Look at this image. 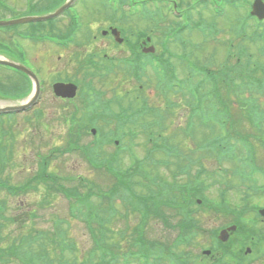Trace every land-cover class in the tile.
<instances>
[{"label":"rangeland","instance_id":"1","mask_svg":"<svg viewBox=\"0 0 264 264\" xmlns=\"http://www.w3.org/2000/svg\"><path fill=\"white\" fill-rule=\"evenodd\" d=\"M43 1L44 0H33L34 4L38 3L42 6V8H45V4L47 5V2ZM134 1L136 3L133 5H131L128 1L127 5L123 6L122 9L134 10V13L135 15H138V18H140L142 10L155 11V9H159V11H162V14L166 17V19H163L166 23L165 26H175L180 23V19L175 20V17L173 16L174 14L172 13V15L170 13V10H173V2L175 1V3H177L178 10L181 11V14L185 13L193 18L197 17V22L202 21L209 27L211 25L216 27V32L209 28L208 31L205 30L204 33L211 35L210 39L212 37L215 38V42H218L223 46H218L213 40L209 39V41L206 40L204 44L201 32L198 28L192 27L193 31L190 33L187 32L188 29L182 32V38H185L192 43H197V52L194 53L193 57L195 64L199 66L207 65L213 70L218 69L221 71L227 66L230 68L235 67L238 64L234 62L236 61V56L239 52H242L244 53V59L249 62V65L255 64L254 68H257V80L254 79L256 77L255 73L252 77L247 76L246 82L250 84L252 88L255 87L257 85V81L261 79V73L258 71V68L261 66L264 67V54H262L264 45L261 40H255L253 37L251 39V35H253L255 27L257 26L256 19L250 18L251 16L249 15L252 0H244L242 3L240 0L234 7L231 6L230 1H225L223 10H218L217 13L219 14L217 15L214 14L215 12L212 10L211 6L213 5L214 7H217L216 3H220L221 0H157L146 3H144L143 0ZM77 8L78 10H70V12L65 15L70 17L71 13L76 11L79 13V16H82H80V22L82 21L85 25V27H82V31L85 32V35L78 36V38H85V36L89 33L88 35H92V37L94 36L96 38V40L91 39L92 42L89 43L93 46V49L96 48L97 50H102L109 56L118 58L128 55V50L122 51L118 48L113 51L108 50L109 48L107 47H110L111 45L110 41L108 42L107 40L101 39V31L107 30L108 26H114L110 22L104 21L105 18L103 12L111 10V5H107L102 0H81L77 5ZM167 12L174 19H171ZM29 13H31V10H28V3L26 0H0V21L14 20ZM138 18L133 17L132 20L134 21ZM243 18L247 19V22H245ZM184 21V19L181 20V22ZM238 21L245 23L246 37L244 39H235L233 41L235 47H230L229 42L235 38L234 29H238ZM69 22L70 21L68 19L62 17L57 20L56 26H65L68 25ZM130 22L131 21H129L127 25H131ZM52 24L53 23H49L48 25L51 26ZM134 25L139 28V31L146 28L144 23H133L131 27ZM39 27L40 26L35 23L24 26L28 32L37 30ZM136 27L134 28L137 29ZM6 37L7 35L3 36L0 34V40L3 38L7 41V39H5ZM150 37L152 40L154 39L151 35ZM152 40L148 45L153 44ZM200 43L204 44L205 48L202 50L203 53L199 55ZM48 46L50 47V45L41 43L35 45L32 44L31 41L23 42L22 44V47L26 52L27 60L33 61L37 68L42 69V73L44 74L43 79H46V81L44 80L45 86L39 103L40 105L36 109L43 115V119L40 121V125H37V118L32 113V115H28L31 122L27 119H23V115L20 113L0 118V152L3 151L6 153V158H2V162H0V174L4 177V182L14 186L24 185L30 179L37 176L38 172L41 170L39 163L45 157L47 162L44 172L47 173V175L53 174L61 180L69 177H73L74 180L84 179L89 182L90 186H96L103 194L111 188L113 182L112 177H108L105 172L96 171V169L89 162L88 155H85L82 151L83 146L90 145L91 147L97 136H92L90 134V129L85 130L86 127L77 131L75 127L69 126V122H66L72 113L78 114V109L76 108L79 107L78 101L74 100V102H69V105H61L58 100L52 97L50 92V84L53 82V78L60 77L63 80L71 79L73 82L74 80L79 79L80 76L77 74L79 71L77 63L83 59V54L79 51L78 47L73 45L67 49L59 48V50H57L56 47H50L51 49H49ZM9 47L10 50L5 48L2 50V54L4 52L16 51L18 46L13 44L9 45ZM174 48L178 49L177 47ZM77 52H79V55L76 56ZM205 54L209 56H206ZM8 57L14 59L13 56ZM57 57H60L58 61ZM174 64H176V62ZM182 65L183 64L179 63L178 68L180 69L175 70L179 78L186 77V74L189 73V70L182 67ZM188 66L191 70H195V67L191 64H188ZM0 68L3 69L0 71V81L7 84L8 87L11 86L14 78L12 77V73L14 75L17 74L6 67L0 66ZM46 70L49 73H51L52 70V75L47 74ZM251 72H253V69H250V73ZM53 74L54 77H52ZM146 75L147 77L142 79V82L144 83L142 84L145 87L142 89L143 92H138L139 85L134 79L125 77V75L121 72L117 73L116 77H109L106 81L101 82L97 85V88L106 93V99H111L112 96L123 99L127 98V95H139L140 97L144 96L143 98H145L150 105L158 103L160 105L163 101L159 97L157 99L155 94L158 91L155 87L151 68H147ZM149 79L151 80L150 83ZM236 84L239 85V82ZM23 88L24 87L22 85H18L16 87V89ZM247 90L248 89H244L242 92ZM255 95L257 96L256 92ZM221 97L225 99L224 90H221ZM250 97L251 95L249 94L244 95L243 101L249 102ZM206 98L207 97H204L203 101H205ZM228 99L230 101L233 100L230 99L229 96ZM167 100L174 101L177 105V109H175L176 111L174 112L170 110L166 111L168 110L166 108L164 109L165 111L162 109L163 121L160 122V127L155 126L152 131L157 134L158 129L161 128L163 130V134L173 140L170 146L176 149L177 153L181 156V160L184 159L185 164H187L185 159L196 161L202 156V153L197 152L195 149L197 145L203 141L202 138L208 137L209 134L207 131L202 132V126L196 127V129L195 126L193 127L192 133L195 135L193 139L191 136L183 137L181 133L182 127H185L186 125V118L188 117L190 110L191 94H183L179 92L177 93V96H169ZM259 101L264 103V97H261ZM5 104L6 100L0 97V107H3ZM232 105L234 106V103H232ZM236 107L237 106L235 104V106L231 108L236 110L238 109ZM234 110H228V118H237L238 113ZM211 117L212 116L210 115L203 114L201 115L200 120L208 122ZM244 121L245 119L240 121V123L244 124L245 127L241 128L240 126L242 124L240 125L239 123L235 127L236 132L241 134L249 133L250 128L247 122ZM115 129L116 127L113 125H111V127L107 126L104 132L110 133V131H112L113 133L110 134H114ZM129 129L135 134L131 142L126 136L121 139V145L118 143L117 146H114L112 142L105 146V148H101L104 144H98L101 148L100 158L102 160H107L110 158V155H116L118 156L117 164L119 169L126 170L131 166V159L134 157L133 159H135L136 162H142V170L146 172L150 178H156L159 183L163 182L166 184V190H164L165 200H169L172 195L179 197V188L181 186L193 184L192 182L196 174V166L194 165L192 169H189L187 174L182 176H178L180 174H177V176L174 177L172 175L173 168L176 173L178 169L176 165H178L180 160L170 158V167L168 169L166 167H161L157 163L158 160H168L163 156L159 157L160 155H156L155 158L157 159H154V161L156 160L155 162L159 167L155 166V164L147 161L146 159L148 151L151 149V144L147 141L148 131L145 132L140 127L136 128L134 126H130ZM215 129L217 128L215 127ZM68 131H75L74 133L77 131V134H74L72 140L77 142V146L80 147V150H73V148H69V143L72 140L69 138ZM123 132L125 134L127 129ZM128 146H131L130 151L133 153L130 157L128 156V153H132H127L129 150L127 148ZM254 151L257 166L264 167V146L261 142H255ZM234 155L239 158H244L246 156V151L237 146L234 150ZM200 161L203 163L204 167L208 169V171L210 170L212 173L214 172L212 177L202 176L201 178V180L204 181V185L206 184L208 186V190L205 192L206 197L209 200L219 198L222 188L225 184H227V196H225L227 202L230 206H240V204H242L241 200L244 196L245 190H241L240 183H242V181L238 180L237 177H234L236 168L233 167V164H230V162H227L226 160L222 162L219 165V168L223 173V175H221L216 171L218 166L216 165V161L214 159L207 161V158L203 157L200 158ZM9 168H11L12 171ZM226 175L227 177H225ZM253 178L256 180L259 179L257 184L263 182L257 174H255ZM133 181L135 185L142 187L139 186V184L140 181L142 182L144 180H142L141 177L136 176ZM150 187L153 186L151 185ZM153 188L156 190L155 187ZM237 188H239V190ZM141 192H143V189L139 188L137 193ZM113 203L118 210V214L113 217L111 223L108 225V228L113 231V234L110 233L108 235L109 241L111 244L120 246V250H128L132 239H134L133 237L136 235L134 234V229L135 227L140 226V219L133 214L126 215L125 211L127 209L117 199H115ZM257 203L264 204V196L258 195L257 198H252L248 202L247 207L253 209L254 205H257ZM191 209L194 212L192 217L199 221L200 226H203L206 232H199L191 236L188 245L178 244V246H176V218L173 217V213L171 211L173 209L165 206L162 208V211L165 212V215H162V218H166L167 221L158 217L149 218L147 221L145 220V225L141 229L142 237L145 236L150 241L159 239L161 244L164 246H170L173 252L177 254L181 252H189L190 257L187 260L189 264H193L195 262V254L199 256L202 249H208V246L211 243V233L213 231L218 233L219 230L232 219L229 220L230 218H227L223 214V211L218 212L212 208H205L202 204L193 205ZM250 216L257 218V215H252V212ZM57 218L64 220L63 223L61 222L58 230L65 233V237L69 239L70 242H74L76 244L78 250H76L75 253H77V256H79L80 253L82 256L87 249L93 246L92 240L86 231L88 230L87 225H85L81 218L71 220L69 202L65 199V196L58 191V189L50 186L45 187L43 185H39L36 180H32L30 188L27 191H21L20 194H17L15 197L8 196L6 192H0V258L5 259V262H0L2 264H19L17 260L7 257L8 251L12 247V243L29 233L34 234L36 231L50 232L53 228L52 221H56ZM66 221H71L69 226H67ZM121 230L125 232V238L122 241L118 240L117 234V232H120ZM117 240L119 243H117ZM173 246L176 248L173 249ZM247 247L252 253L255 245H248ZM251 253L250 256H247L245 262L264 264V258L259 261L257 260V254ZM73 257L74 256H68L66 259L71 261V258ZM201 259L203 262H208L210 260L205 256Z\"/></svg>","mask_w":264,"mask_h":264},{"label":"trees","instance_id":"2","mask_svg":"<svg viewBox=\"0 0 264 264\" xmlns=\"http://www.w3.org/2000/svg\"><path fill=\"white\" fill-rule=\"evenodd\" d=\"M63 1L64 0H44L43 2H47L45 8L48 7L50 10H53L61 5ZM102 1L105 3H117L119 5L117 8L111 9V21L117 23L118 27H123L121 28L122 32L124 34L127 33L128 37H134L136 41L147 36V34H150L156 41H159L157 44H160L165 38L179 39L181 33L187 27V24L183 25L178 23L175 26L171 25L166 28L161 24L166 17L161 11H159V9H155V11L142 10L140 18L133 21L135 24L144 23L146 25V28L139 31V28H137L136 25L132 26L133 28L131 27L132 19L135 15L128 10L122 9L123 6L127 5L128 1L131 2L132 0ZM239 1L240 0H234L233 3ZM29 7L31 10L45 9L38 3H32V0L30 1ZM116 12H118V14L115 17ZM129 21H131V25H127ZM130 32L135 33V35ZM260 32L261 34H259ZM70 38L71 43L77 42V38L73 39L72 35H70ZM85 38L89 39L88 36ZM257 38L264 40V23L257 29ZM1 86L0 83V95H3L1 93ZM87 103L90 106V103ZM240 111L237 122L231 124L228 121H223L220 123L221 128L217 135H214L210 140L202 141L197 145L198 147H196V150L202 153L200 158L207 156H211V158L213 157L218 166L216 171L219 173H221L219 165L225 160L230 162V164L241 160L242 165L246 166L248 169H257L254 144L257 142V134H261L260 139L264 141V125L262 126L264 119L263 117L257 116V108L254 106V103L250 110L241 107ZM102 117L109 118V112L104 111ZM244 119L250 128V131L247 134H241L235 131V127ZM76 122L77 119L71 117L69 126L75 127L78 131L80 126ZM241 124L242 123H240V125ZM240 127L244 128L245 126L242 124ZM77 131L76 133H74L75 131H68L71 140L74 134H77ZM119 135L121 134L118 133V136ZM185 135L187 136L188 134ZM110 140L108 142L112 143L113 140ZM119 144L121 145V142ZM237 146L246 151L245 158L237 159L234 156V150ZM69 148L80 150V147L77 146V142L73 140L69 143ZM167 148L168 150H166V153L171 154V148ZM100 150L101 148L99 146H95L92 149L87 146L82 147L83 153L88 155V160L96 171L105 172L108 177H112L113 182L111 188L103 194L96 186H90L89 182L84 179L74 180L73 177H69L61 180L53 174L47 175V173L43 171L45 170V161H43L41 170L36 177V181L39 185L54 187L65 196V199L69 202L70 218L73 220L81 218L84 221L85 225L88 227L93 246L87 249L82 256L81 253L77 256V253H75L77 250L76 244L70 242L69 239L65 237V233L58 230L62 220L57 219L56 221H52L53 228L50 232L36 231L34 234L29 233L19 239L18 243L13 244L9 249L7 257L17 259L21 264H164V259H167L170 264L188 263L187 259L190 257L189 252H181L177 254L173 252L170 246H164L161 244L159 239L150 241L145 236L142 237L141 229L145 225V220L147 221V219L155 217L162 218V215H165V212L162 211L163 206L173 209L171 211L173 217L176 218V246H178V244L188 245L191 236L199 232H206L205 228L200 226L199 221L192 217L194 212L191 207L197 205L196 200L199 199L205 208H212L218 212L223 211L224 214L228 209L226 199L223 195L225 190L221 191V194L217 199L209 200L206 197V188H204V181H202L201 178L207 173V170L204 169L205 167L202 164H200V158H198L194 162L199 169L193 179V184L181 186L179 188V197L172 195L169 200H165L162 196V189L155 186L157 179H149V175L142 170V162H136V164L126 170H120L117 164L118 158L116 155H110V158L107 160H102L100 158ZM152 159L154 160V158ZM174 159L178 160L179 158ZM179 160L180 162L176 165L179 171L178 173L182 175L187 174V170L191 168V161L193 160L185 159L187 164H185L184 159ZM169 162V160L162 162L157 161L158 165H164L163 167L168 169L170 167ZM153 164L159 167L156 162H153ZM173 174H175L174 171ZM136 176L141 177L142 180L145 181H140L139 186L142 187L135 185L133 180H135ZM29 184L30 182L28 185ZM151 185H154L156 190L153 188L154 186L150 187ZM3 188H6L7 190L10 189L13 193H20L22 190V187L10 186L8 183L0 180V192ZM139 188L143 189V192H141L142 194L137 193ZM253 189L255 188L253 187L252 190ZM244 196L247 197L248 194L245 193ZM115 199L121 202L127 209L125 211L126 215L133 214L140 219V226L135 227L134 234L136 235L133 237L134 239H132L128 250H120V246L111 244L109 241L108 235L110 233L113 234V231L108 228V225L111 223L113 217L118 214V210L113 203ZM243 200L245 199L243 198ZM234 216H236L235 221H237V214H234ZM162 219L167 221L166 218ZM241 229L247 230L245 227H241ZM249 230H251V234H257L255 229L249 228ZM117 234L118 240L122 241L125 238L124 231L121 230L120 232H117ZM215 234L216 231L211 233V238H213V240L215 239ZM118 240L117 243H119ZM175 248L176 247L173 246V249ZM68 256L74 257L71 258L72 260L70 261L69 259H66Z\"/></svg>","mask_w":264,"mask_h":264},{"label":"flooded vegetation","instance_id":"3","mask_svg":"<svg viewBox=\"0 0 264 264\" xmlns=\"http://www.w3.org/2000/svg\"><path fill=\"white\" fill-rule=\"evenodd\" d=\"M51 58H52V56H51ZM57 58H58L57 59V61H58L60 57H57ZM29 67H31L33 69V72L34 73H37L38 74L37 69L35 68V66L32 67V65H31ZM51 73H53L52 70H51ZM18 75H20V77H23L21 74H18ZM53 76H54V74H53ZM39 80H40V90H41L39 98L41 100L42 93L44 91V86H45L46 79L41 78ZM52 80H53V82L50 85V92H51V94H52V86L56 82V81H54V79H52ZM57 82H62V81L58 80ZM63 83H65V82H63ZM160 88L163 89L162 92H159L160 99L163 102L160 105L158 103V104H152L151 106L154 109H160V110L163 109L164 110L165 109L164 95L166 94V92L168 91V94L170 96H172V97L174 96L175 97V96H177V93H179V92L181 93V91H180V89H177L176 87H174L171 84H169V82L163 83L160 86ZM158 97H159V95H158ZM158 97H157V99H158ZM76 98H77V96L73 100H75ZM56 99H58L61 102H63V101L66 102L67 101V99L66 100H62L61 98L60 99L59 98H56ZM22 100L23 99H20L18 101L21 102ZM130 100L131 101L127 104V111L129 113V115L131 114L133 116V118L130 119L132 122L134 120H138V117H143L145 115L156 116V115L159 114V111L151 112L148 108H143V109H140V110L134 112V107L141 104V102H140L141 99L140 98H137L136 95H135V96H130ZM39 103H37L36 105H34L33 107H31L32 110H36L39 107V105H40ZM168 107L172 108L173 110L177 109V105H176V103L174 101H172L171 106H168ZM160 116L162 117L161 112H160ZM96 120L99 121L100 119H96ZM141 124H143V125H150L151 123L148 122V120H146L144 118H141ZM257 186H264V184H257ZM262 208H264V204L257 205V219L254 220V222L256 223V226H257V260H259V261L264 258V217L261 216V215H259V209H262ZM236 227H237V225H236ZM237 229H238V227L236 228L235 231L229 233V237H228V240H227L226 243L231 242L233 244V243L236 242L235 233H236V231L238 232ZM205 264H216V263H205ZM236 264H253V262H240V263H236Z\"/></svg>","mask_w":264,"mask_h":264},{"label":"water","instance_id":"4","mask_svg":"<svg viewBox=\"0 0 264 264\" xmlns=\"http://www.w3.org/2000/svg\"><path fill=\"white\" fill-rule=\"evenodd\" d=\"M73 1L74 0H68L67 3L64 4L58 11L54 12L53 14H51L49 16H45V17H29V18H24V19L15 20V21L0 22V26H9V25L20 24V23H24V22L42 21V20L54 18L59 13H61L63 10L67 9L68 7H70L72 5ZM251 15L252 16H256L258 19H262L264 17V4H262L260 2V0H256L254 2L253 6H252ZM116 35L117 34L115 33V36ZM150 51H152V50H146L145 52H150ZM0 64L12 66V67L17 68L19 70H22L23 72L27 73L29 76H31L34 79L33 75L30 72H28L27 70L23 69L22 67H19L17 65H14V64H12L10 62L3 61V60H0ZM36 89H37V85H36ZM75 91H76V87L74 85H71V84H68V85L55 84L54 85V92L58 96L71 98V97H73L75 95ZM35 99H36V95H34L32 101L34 102ZM12 109H14V108H12ZM262 214H264V212H262ZM219 238L222 241H224L226 239L225 232H221Z\"/></svg>","mask_w":264,"mask_h":264}]
</instances>
